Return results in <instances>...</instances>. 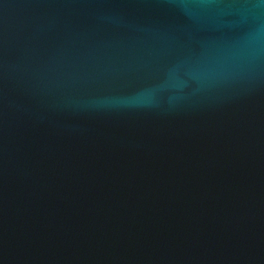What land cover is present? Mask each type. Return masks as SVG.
<instances>
[{
    "label": "water",
    "instance_id": "95a60500",
    "mask_svg": "<svg viewBox=\"0 0 264 264\" xmlns=\"http://www.w3.org/2000/svg\"><path fill=\"white\" fill-rule=\"evenodd\" d=\"M0 264H264V0H0Z\"/></svg>",
    "mask_w": 264,
    "mask_h": 264
}]
</instances>
